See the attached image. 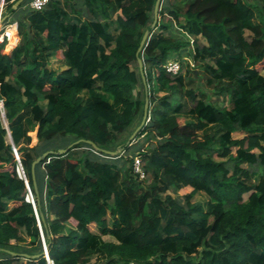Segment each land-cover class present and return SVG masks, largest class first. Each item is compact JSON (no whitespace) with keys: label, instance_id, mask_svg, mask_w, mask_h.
<instances>
[{"label":"trees","instance_id":"1","mask_svg":"<svg viewBox=\"0 0 264 264\" xmlns=\"http://www.w3.org/2000/svg\"><path fill=\"white\" fill-rule=\"evenodd\" d=\"M16 1L3 9L19 41L0 45V264H264V0H161L154 29L156 0H61L39 12ZM145 31L148 115L126 144L143 115ZM190 40L209 93L188 87L200 79L192 69H163ZM79 140L35 165V190L32 163ZM44 245L48 260L3 252Z\"/></svg>","mask_w":264,"mask_h":264},{"label":"water","instance_id":"2","mask_svg":"<svg viewBox=\"0 0 264 264\" xmlns=\"http://www.w3.org/2000/svg\"><path fill=\"white\" fill-rule=\"evenodd\" d=\"M23 1L24 0H17L14 3V5L12 6V9L15 10L16 8H18ZM160 4H161V0H156L155 1L154 9H153V21H152V24L150 25V29H154V26H155V24L157 22V19H158V11H159ZM4 18H6V17H4ZM148 37H149V32L148 31H145L143 33V35H142V38H141V40L139 42V46H138V48L136 50V53H135V56L137 58L138 70H139V73L141 75L142 83H143V85L145 87V89H144L145 90V99H144V106H143V115H142V119H141L140 125L132 133V135H130V137L128 138L126 144H129L132 141V139L135 137L136 133L145 124V121H146L147 115H148L149 102H148L147 90H146V86H145V78H144V75H143V64H142V60L139 58V54L142 53L143 47L146 45V42L148 40ZM2 119L4 120L3 122H4V125H5V128L8 130L7 123H6L5 118H4V114H2ZM8 139H9V141L12 144V140H11V137H10V133L9 132H8ZM80 142H83V141H81V140L76 141V142L72 143L69 147H67L66 149L57 150L56 152H54V151H47V152L43 153L40 157H38L32 163V165H31V175H32V180H33V185H34V189L35 190H36V183H35V176H34V167H35V165L40 160L48 157L49 155H64V154H66L73 146L77 145ZM85 142L87 144L91 145L93 149H95L97 151H100L90 141H85ZM121 150H122L121 148H118L114 152L105 151V150H101V152L104 153V154H106V155H108V156H116V155H118L120 153ZM15 153H16V151H15ZM20 176L22 177V171L20 172ZM26 186L29 189L27 182H26ZM28 197H29L30 201H32V196H31L30 191L28 192ZM39 225H40V223H39ZM47 251H48V246L47 245H44V250H43V252L41 254L33 255V256H29L27 254H17V253H13V252H10V251L3 250V252H5L6 254H9L10 256L20 257V258H23L25 260H33V259H36V258H39V257H42V256H44L48 260V252ZM49 264H53V263L52 262H49Z\"/></svg>","mask_w":264,"mask_h":264},{"label":"rangeland","instance_id":"3","mask_svg":"<svg viewBox=\"0 0 264 264\" xmlns=\"http://www.w3.org/2000/svg\"><path fill=\"white\" fill-rule=\"evenodd\" d=\"M244 1H246L247 3H249V4H254V3H256V0H244ZM13 35V33H11V36ZM246 35L247 36H249L250 34L248 33V32H246ZM190 42H191V47L190 48H186V49H184L182 52H181V54L180 55H174L172 58L173 59H177V61H179V59H181V61H182V71H181V73H179V74H181V75H183V74H185L189 69H192L193 70V73L196 75V77L197 76H199L200 77V79H196V82H192L191 84H187L188 85V87L189 88H199V89H202V90H204L203 89V84H204V75L202 74V71H200L198 68H192V65H193V62H192V59H191V51H192V46H193V42H192V40H190ZM49 67L50 68H55L56 67V62H52L50 65H49ZM261 74L262 75H264V71H261ZM204 91H206L207 93H209V91L206 89V90H204ZM212 98H211V100H212V102H214V103H217L218 105H222V106H227V102H225V103H223V99L220 97V98H215V97H213V96H211ZM0 107H1V105H0ZM4 121V120H3ZM137 129V128H136ZM135 129V130H136ZM134 130V131H135ZM133 131V132H134ZM137 134V133H136ZM30 135V137H31V139H32V142H31V146H34V145H36V142H37V140H36V132L34 131V132H32V133H30L29 134ZM132 135V134H131ZM133 139H135V138H133ZM132 139V140H133ZM151 142H153L154 143V141H151ZM72 144V143H71ZM70 144V145H71ZM133 144H136V141H133ZM69 145V146H70ZM69 146H67V147H69ZM144 146H146V145H144ZM66 147V148H67ZM66 148H64V145H59V148L57 149V150H63V149H66ZM132 153L134 152L135 154H136V151L135 150H132L131 151ZM130 152V153H131ZM129 153V154H130ZM120 154H121V151H120ZM243 167H246V166H243ZM145 187H146V184L144 185ZM191 190L190 189H185V190H183V191H181V192H177V193H175V192H173V191H170L169 193L171 194V196H173V197H181L182 195H184V194H186V193H189ZM247 197H248V194H246L245 196H244V199L246 200L247 199ZM207 201H208V199H207V197H206V195H204L203 193H198V194H196L195 195V197L192 199V202H194V203H198V204H200L202 207H203V209L204 210H206V204H207ZM91 230L92 231H94V227L92 226L91 227ZM105 240H110V241H112V239L111 238H108V237H105ZM91 264H97L96 262H95V260L94 259H92L91 260Z\"/></svg>","mask_w":264,"mask_h":264},{"label":"built area","instance_id":"4","mask_svg":"<svg viewBox=\"0 0 264 264\" xmlns=\"http://www.w3.org/2000/svg\"><path fill=\"white\" fill-rule=\"evenodd\" d=\"M58 1L61 0H31L28 7L32 11L39 12L46 8V6L50 3ZM4 17L6 16L3 9V0H0V45L4 43V41H11V33H13L14 31L15 33H17V24L13 22L7 23V18ZM163 69L165 70L166 74L174 77L180 73L181 64L175 59H170L164 64ZM132 171L137 180L143 181L146 178V173L143 169L142 161L139 157H135L133 159ZM17 172L18 175H20L21 169L18 168ZM26 201L31 202L28 195L26 196Z\"/></svg>","mask_w":264,"mask_h":264},{"label":"crops","instance_id":"5","mask_svg":"<svg viewBox=\"0 0 264 264\" xmlns=\"http://www.w3.org/2000/svg\"><path fill=\"white\" fill-rule=\"evenodd\" d=\"M5 16H6V18H7V23L14 21L13 18H8L7 15H5ZM13 34H14L13 38H14L15 41H14L13 44H11V41H10V42H7V43L10 44V45H16V44L18 43V41H19V38H18L17 33H15V31H14ZM11 40H12V39H11ZM58 58H59V57H58ZM58 58L55 57L54 60H53V62L60 61V58H59V59H58Z\"/></svg>","mask_w":264,"mask_h":264},{"label":"bare ground","instance_id":"6","mask_svg":"<svg viewBox=\"0 0 264 264\" xmlns=\"http://www.w3.org/2000/svg\"><path fill=\"white\" fill-rule=\"evenodd\" d=\"M13 36H14V34L11 36V38H12L11 42H13V41H14V38H13Z\"/></svg>","mask_w":264,"mask_h":264}]
</instances>
